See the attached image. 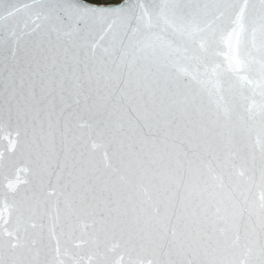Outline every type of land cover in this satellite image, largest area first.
<instances>
[{
	"label": "water",
	"instance_id": "water-1",
	"mask_svg": "<svg viewBox=\"0 0 264 264\" xmlns=\"http://www.w3.org/2000/svg\"><path fill=\"white\" fill-rule=\"evenodd\" d=\"M0 264H264V0H0Z\"/></svg>",
	"mask_w": 264,
	"mask_h": 264
},
{
	"label": "trees",
	"instance_id": "trees-1",
	"mask_svg": "<svg viewBox=\"0 0 264 264\" xmlns=\"http://www.w3.org/2000/svg\"><path fill=\"white\" fill-rule=\"evenodd\" d=\"M83 1L95 5H113L119 3L121 0H105L104 2H101L99 0H83Z\"/></svg>",
	"mask_w": 264,
	"mask_h": 264
},
{
	"label": "snow or ice",
	"instance_id": "snow-or-ice-1",
	"mask_svg": "<svg viewBox=\"0 0 264 264\" xmlns=\"http://www.w3.org/2000/svg\"><path fill=\"white\" fill-rule=\"evenodd\" d=\"M122 9L119 6L116 7H98V8H94L91 9V11H95V12H119Z\"/></svg>",
	"mask_w": 264,
	"mask_h": 264
},
{
	"label": "rangeland",
	"instance_id": "rangeland-1",
	"mask_svg": "<svg viewBox=\"0 0 264 264\" xmlns=\"http://www.w3.org/2000/svg\"><path fill=\"white\" fill-rule=\"evenodd\" d=\"M99 1L104 2L105 0H99Z\"/></svg>",
	"mask_w": 264,
	"mask_h": 264
}]
</instances>
